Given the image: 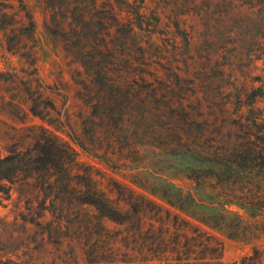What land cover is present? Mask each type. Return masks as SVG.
<instances>
[{
	"label": "trees",
	"instance_id": "1",
	"mask_svg": "<svg viewBox=\"0 0 264 264\" xmlns=\"http://www.w3.org/2000/svg\"><path fill=\"white\" fill-rule=\"evenodd\" d=\"M0 1L1 8L15 9L16 0ZM19 1L25 16L0 9V25L9 19L1 26L4 31H27L14 45L17 49L25 47L22 57L35 67L37 52L29 47V40L34 39L36 25ZM44 1L51 12L48 29L91 80L92 87L80 92L91 109L83 121L86 139L70 137L81 149L112 165L113 161H126L127 153L139 150L130 144L121 147V143L152 135L162 141L160 151L189 157L199 165L189 176L199 187L209 186L214 178L224 187L234 180L241 184L243 172L264 174V111L254 108L264 96L262 89L249 95L245 104L250 107L249 113L231 123L235 133L222 135L220 129L213 132L210 119L188 110L184 100L162 106L167 87L155 88L149 82L151 65L144 45H149L152 30L146 19L145 0H115V4L105 2L104 6L98 0ZM33 81L29 78L26 84L25 102L34 117L46 122L40 105L42 93L33 88ZM4 102L0 94V106ZM50 106L54 109L52 103ZM200 109L201 101L197 100ZM169 110L174 111L173 116L168 115ZM177 118L182 125L171 122L166 129L160 125ZM30 130L34 131L31 147L0 154V194L8 197L17 183L35 189L33 199L39 210L28 201V213L21 219L54 239L59 252L55 264H237L224 261V241L192 221L185 214L181 198L178 204L171 198L163 204L82 164L74 146L51 129L33 126ZM216 135L220 136L219 146L214 145ZM203 138L211 141L204 143ZM236 172L239 179H234ZM223 198L224 202H217L222 209L226 203H239L254 213L264 210L260 193L238 195L234 190ZM227 213L223 210L219 215L201 216L198 221L204 225L211 221L213 230L229 228ZM256 230L264 234L263 226ZM0 264L17 263L0 256ZM238 264H264V246H254Z\"/></svg>",
	"mask_w": 264,
	"mask_h": 264
},
{
	"label": "rangeland",
	"instance_id": "2",
	"mask_svg": "<svg viewBox=\"0 0 264 264\" xmlns=\"http://www.w3.org/2000/svg\"><path fill=\"white\" fill-rule=\"evenodd\" d=\"M21 1L35 21L34 39H24L36 50L37 62L32 67L22 57L25 47L17 49L14 45L27 31L6 32L1 26L10 21L5 20L0 25V94L5 97L4 105L0 106V154L6 156L11 151L28 149L34 143V131L30 128L45 126L74 146L82 164L93 166L163 204L167 205L169 198L178 204L181 198L185 214L224 241L225 262L238 264L254 246H264V234L256 230L264 228V210L254 213L239 203H226L222 209L217 203L224 202L223 195L234 190L238 195L260 193L264 197V174L243 172L241 184L234 180L225 187L214 178L203 188L189 179L191 170L199 165L189 157L160 151L162 141L152 135L135 136L128 143H121V147L127 148L130 144L139 150L127 153L126 161H113L112 165L72 141L70 137L86 139L83 121L91 109L80 92L86 86L92 87L91 80L82 65L64 51L61 40L48 29L52 25L51 12L45 1ZM98 2L100 6L105 2L115 4V0ZM14 4V10L0 9L25 16L20 1ZM144 8L152 30L149 45H144L151 65L149 82L155 88L167 87L162 106L182 99L188 110L194 109L210 119L213 132L220 129L222 135L235 133L231 123L249 113L250 107L245 105L249 95L257 89L264 91V0H145ZM29 78L34 80L33 88L42 93L40 105L46 122L28 110L25 100ZM139 84L146 86L143 81ZM197 100L201 101L200 110H197ZM254 108L264 111V96ZM178 121L179 118L165 120L160 125L165 129L171 122L182 125L181 119ZM219 138L216 135L215 146L220 145ZM210 141L203 138L204 143ZM235 175L234 179H239V172ZM34 194L33 187L19 183L13 186L8 197L0 194V256L17 264H55L59 252L54 239L44 235L42 228L26 225L21 219L22 214L28 213V201H32L30 206L35 203L34 208L39 210ZM223 210L229 212L226 214L229 228L213 230L209 227L211 221L208 225L198 221L201 216L219 215Z\"/></svg>",
	"mask_w": 264,
	"mask_h": 264
}]
</instances>
